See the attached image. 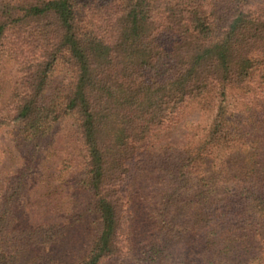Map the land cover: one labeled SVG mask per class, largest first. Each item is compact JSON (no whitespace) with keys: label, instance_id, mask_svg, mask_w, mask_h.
I'll return each instance as SVG.
<instances>
[{"label":"trees","instance_id":"trees-1","mask_svg":"<svg viewBox=\"0 0 264 264\" xmlns=\"http://www.w3.org/2000/svg\"><path fill=\"white\" fill-rule=\"evenodd\" d=\"M195 106L207 123L163 144ZM66 123L98 223L91 247L60 262L47 251L68 226H17L28 166L0 193V264H139L118 240L149 199L159 233L188 218L223 264L263 229L264 0H0V134L35 159Z\"/></svg>","mask_w":264,"mask_h":264},{"label":"rangeland","instance_id":"rangeland-1","mask_svg":"<svg viewBox=\"0 0 264 264\" xmlns=\"http://www.w3.org/2000/svg\"><path fill=\"white\" fill-rule=\"evenodd\" d=\"M6 68L4 86L9 93V80L15 76L16 70L11 62ZM207 120V115L199 107H192L182 125L164 135L162 143L186 145ZM36 155L33 159L28 145H18L10 135L0 134V193L7 179L12 180L31 166L23 195L15 207L16 224L24 228L49 222L68 226L47 253L60 262H75L91 247L98 223L91 211V195L78 184L83 174V155L71 125L66 123L57 129ZM137 186L141 187V183ZM151 203L153 201L149 199L147 204L134 206L135 217L131 219V226H124L126 230L130 228V233L126 231L123 236L124 232H121L122 238L118 240L120 247L133 248L138 258L145 254V261L142 259L139 264H209L207 260L218 254L219 247L207 249L201 237L192 232L188 218L176 220V228L171 234H160L155 227ZM262 227L247 246L238 247L239 252L226 256L223 264H251L254 255L264 252V221ZM254 263L260 264L259 259Z\"/></svg>","mask_w":264,"mask_h":264}]
</instances>
